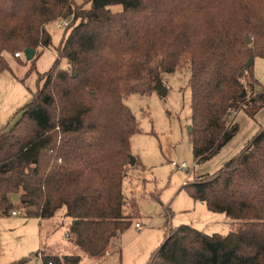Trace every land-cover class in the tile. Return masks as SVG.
<instances>
[{"label": "trees", "instance_id": "1", "mask_svg": "<svg viewBox=\"0 0 264 264\" xmlns=\"http://www.w3.org/2000/svg\"><path fill=\"white\" fill-rule=\"evenodd\" d=\"M59 19L67 25L52 65L38 73L19 118L0 127V217L20 211L49 219L64 207L72 244L101 259L131 223L123 182L138 163L135 156L130 164V138L141 129L124 99L187 66L193 160L212 159L238 130L233 113L264 109V89L254 92L253 63L246 66L264 59V0H0V74H12L8 60L28 48L35 55L25 77L36 70L51 44L46 25ZM183 187L237 227L226 234L171 227L142 264H264V125L215 171Z\"/></svg>", "mask_w": 264, "mask_h": 264}, {"label": "rangeland", "instance_id": "2", "mask_svg": "<svg viewBox=\"0 0 264 264\" xmlns=\"http://www.w3.org/2000/svg\"><path fill=\"white\" fill-rule=\"evenodd\" d=\"M74 1L77 4L85 2ZM111 8L117 11L121 7L114 5ZM62 21L59 19L46 25L51 44L37 57L36 70L25 77L29 63L24 57L19 61L8 60L12 74L10 71L0 74V127L8 128L19 118L20 108L27 102L31 91L37 88L38 73L52 65L65 30ZM60 66H66L65 59L61 60ZM252 72L257 80L253 87L256 93L264 89L263 58L254 57ZM24 77V81H20ZM188 78L189 68L184 66L162 75L166 96H160L154 89L147 93H133L124 99L141 132L130 138L132 156L138 157L139 163L128 171L123 182L125 213L130 216L131 223L113 241L115 247L121 248L122 264L144 263L150 252L163 241L168 229L179 224L191 225L205 233L220 234L237 227L235 221L225 214L208 211L203 202L194 201L183 184L194 175L215 171L221 161L240 151L264 125V109L253 117L242 109L233 113L238 125L236 134L216 156L196 164L188 135L191 114ZM246 89L249 93L251 88L246 86ZM172 163H186L187 168L179 169ZM64 211V207L60 208L54 216L42 221L41 230L39 219L27 218L23 213L0 217V264H10L26 257L30 259L23 264H42L36 255L39 250L51 255L78 254L81 256L79 264L102 263V259L89 258L69 243V219L64 216ZM135 223L141 228H136Z\"/></svg>", "mask_w": 264, "mask_h": 264}, {"label": "crops", "instance_id": "3", "mask_svg": "<svg viewBox=\"0 0 264 264\" xmlns=\"http://www.w3.org/2000/svg\"><path fill=\"white\" fill-rule=\"evenodd\" d=\"M138 163H139V159L137 158ZM225 161V160H224ZM223 161H221L222 163ZM220 163V164H221ZM142 166V165H140ZM205 205V204H204ZM206 207V206H205ZM207 209V208H206ZM208 210V209H207ZM64 214V213H63ZM39 219V218H37ZM69 219V223H70V218ZM47 220V219H39V230H41L42 224L41 222ZM68 223V225H69ZM137 228V227H136ZM139 229V228H138ZM214 233V232H213ZM115 238V237H114ZM114 238L111 239L110 243H109V247L107 250V253L104 255V257H102V263L101 264H122L121 262V248H119L117 245L116 247L113 245L114 244ZM69 243L72 244V242L70 241V239L68 238ZM82 252V251H81ZM44 252L42 250H39L38 256L40 257L41 254H43ZM83 253V252H82ZM151 253V252H150ZM84 254V253H83ZM85 255V254H84ZM94 259V258H92ZM99 263V264H100Z\"/></svg>", "mask_w": 264, "mask_h": 264}, {"label": "water", "instance_id": "4", "mask_svg": "<svg viewBox=\"0 0 264 264\" xmlns=\"http://www.w3.org/2000/svg\"><path fill=\"white\" fill-rule=\"evenodd\" d=\"M251 38L246 35L245 36V42L246 44H250L251 43ZM23 55H24V59L26 61H30L34 55H35V50L32 49V48H28V49H25L24 52H23ZM253 63V60H249L247 63H246V66H249L250 64ZM74 72H72V76H74ZM154 89L159 93L160 96L164 97L166 96L167 94V88L165 87V85L163 84L162 80L159 78L156 80L155 84H154ZM190 131V128L189 130ZM130 164L131 165H134L135 164V157L134 156H130ZM12 200L15 202L17 201V196L16 195H12Z\"/></svg>", "mask_w": 264, "mask_h": 264}, {"label": "built area", "instance_id": "5", "mask_svg": "<svg viewBox=\"0 0 264 264\" xmlns=\"http://www.w3.org/2000/svg\"><path fill=\"white\" fill-rule=\"evenodd\" d=\"M62 24L66 26L67 25V21L66 20H63L62 21ZM14 57L23 58L24 55L22 53H20V52H15L14 53ZM172 164L176 165L175 163H172ZM176 167L179 168V169L180 168L181 169H186L187 168V165H186V163H183L181 165H176ZM18 214H21V212L20 211H12V215H18ZM135 226L137 228H139V229L141 228V225L139 223H135ZM67 238H69V234H67ZM49 264H51V263H49Z\"/></svg>", "mask_w": 264, "mask_h": 264}]
</instances>
